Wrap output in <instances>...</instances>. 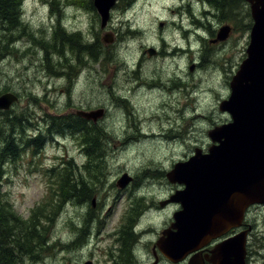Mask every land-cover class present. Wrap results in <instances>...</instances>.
Returning a JSON list of instances; mask_svg holds the SVG:
<instances>
[{
  "label": "rangeland",
  "instance_id": "rangeland-1",
  "mask_svg": "<svg viewBox=\"0 0 264 264\" xmlns=\"http://www.w3.org/2000/svg\"><path fill=\"white\" fill-rule=\"evenodd\" d=\"M197 1L189 12L184 9L183 16L180 17L176 6L181 5L183 0H135L128 7L118 0L112 10L109 26L102 30L99 15L96 12V18L87 7L90 0H22V23L7 30L0 28V96L11 92L20 97L10 111L0 112V128L6 130L9 127L7 118L11 119L13 116L23 120H27L25 116L30 117L28 122L31 125L22 135L20 126L14 123V133L19 137L18 142L23 151L21 157L15 156V160L5 159L1 164V187L20 219L29 220L32 210L41 206L44 207L39 212L52 219L50 221L45 217L40 221V225L47 230L44 235L41 231H37L36 235L34 233L36 239L43 241L42 247L34 253L39 254L38 257L29 258L30 260L25 258L21 264H86L89 261L105 264L100 251L89 256L86 254V257L75 254L78 244L76 241L80 242L83 237L80 238L78 234L72 242L79 225L75 222L71 228L67 223L70 218L76 221L78 214L77 219H80L81 212H90L88 206L93 203L95 212L101 210L107 214L108 229L119 226L124 212L129 209L138 191L147 200L146 204L148 201L154 204L160 218L165 221L167 215L171 220L173 213L181 209L180 205L163 203L177 190L184 189L178 184H170L166 173L176 163L192 156L195 148L207 153L212 145L208 137L209 131L231 120L227 113L220 112L219 107L223 100L229 98L230 82L247 57L246 50L253 25L250 5L246 1L247 6L230 0L229 8L218 6L214 0H195V3ZM194 16L195 25H192ZM250 23L251 27H246ZM232 24L234 27H231V34L226 41L212 43L222 27L233 26ZM58 26L68 34H81L87 44L104 43L106 32H112L113 43L106 44L108 46L102 44L104 47L99 52L102 57L97 62L93 63L88 58L80 60V66L79 54L72 52L70 45H64L63 53L69 66L64 67L65 60H62V65L57 61L58 58L52 60L54 51L49 44L52 32ZM15 48L20 50L17 54ZM149 49L158 51V55L150 56ZM189 49L190 52L185 55V50ZM96 50L97 48L93 49ZM174 50L181 51L180 58L175 61L165 59L167 53ZM144 52L146 55L139 69L144 79L157 78L159 73L164 74L161 76L163 78L170 75L178 77L177 82L160 80L170 85L173 83L179 90L180 93L173 98L174 102H169L168 96L157 93L156 97L161 102L151 109L150 106L156 99L148 102V97L130 95L128 86L129 89H135L137 85L133 83L134 77H128L133 72L132 69H124L125 61L135 62ZM160 52L164 54L159 55ZM55 55L56 53L54 57ZM192 66L194 69L191 71ZM127 82L131 85H127ZM188 84L191 85L187 87ZM191 86H194L195 92L185 93L190 92ZM119 93L130 97V102L120 98ZM119 102L123 105H120L121 109L118 107ZM163 102L175 106L173 118L165 106H162ZM99 105L109 107L100 118L104 122L98 127L106 131V140L103 141L105 158L101 165L104 180L98 188H93L90 205L85 203L81 207L64 201L60 206L52 208L59 201V169L72 159L78 167V176L85 177L88 169L84 165L89 161L83 157L77 138L68 133L51 135L46 132L51 126L50 121L67 116L74 118L77 111L85 110L81 106L95 107L90 108L94 111L103 109ZM166 113L169 114L166 119L160 117ZM152 116H158L159 119L151 122ZM203 117L208 118L204 120ZM134 119L140 121L135 122ZM14 121L17 122V119ZM38 126L44 141L42 150L34 154L32 148L25 143L37 135L34 127ZM161 127L166 131L162 134L168 135V139L148 142L137 139L136 143L123 147L125 136L136 137L139 132L149 136L159 135L158 128ZM88 129L85 125V130ZM172 130L178 133L174 138L171 136ZM0 144L3 151V144ZM125 174L134 182L122 189L116 183ZM151 180L155 184L149 183ZM51 186H54L52 194ZM94 210L92 215L96 216ZM253 212L259 216L261 228L258 225V231L264 230V206L255 207ZM114 214L117 217L115 221L112 220ZM102 233L92 238V241L100 238ZM101 243L103 247L110 245L107 239L101 240ZM263 243L260 240L257 242L260 247L264 246ZM47 245L51 249L45 248ZM260 254L263 255L264 250Z\"/></svg>",
  "mask_w": 264,
  "mask_h": 264
},
{
  "label": "water",
  "instance_id": "water-1",
  "mask_svg": "<svg viewBox=\"0 0 264 264\" xmlns=\"http://www.w3.org/2000/svg\"><path fill=\"white\" fill-rule=\"evenodd\" d=\"M245 1L253 19L247 58L230 82L229 98L220 104V111L231 120L209 131L213 145L208 153L195 149L193 156L176 163L167 174L170 184L184 187L164 202L181 206L174 215L175 224L163 232L167 241L160 243L171 258L182 259L239 227L249 207L264 205V0ZM117 3L93 0L102 30L108 27ZM230 31V27H222L213 42L225 41ZM105 35L103 42L113 43V35ZM148 53L153 56L156 51L149 49ZM17 101L13 93L1 95L0 111L10 110ZM104 112L78 111L77 115L96 122ZM131 180L123 175L119 188H126ZM213 253L217 264H246V238L239 235L226 240Z\"/></svg>",
  "mask_w": 264,
  "mask_h": 264
},
{
  "label": "trees",
  "instance_id": "trees-1",
  "mask_svg": "<svg viewBox=\"0 0 264 264\" xmlns=\"http://www.w3.org/2000/svg\"><path fill=\"white\" fill-rule=\"evenodd\" d=\"M120 1V0H119ZM124 2L125 6L128 7L133 3V0H121ZM215 4L218 6L229 8L231 6L230 0H214ZM242 2L247 6L245 0H236L235 3ZM22 0H0V28L11 29L16 24L22 23L23 20V12H22ZM88 9L91 13L95 14L96 10L93 6L92 0L89 2ZM245 6V7H246ZM249 14V13H248ZM97 18V16H96ZM246 27L250 28V24H246ZM25 26H23V29ZM131 31V29H129ZM81 37V34H68L62 27H55L52 36L51 49L56 53L54 57V53L52 54V60L54 58H58L57 61L61 62L65 60V65H67V57L64 56L63 46H71V51L79 54L78 66H80V60H87L97 62L102 55L99 52H102L104 43L97 42L96 44H87ZM105 46H108L104 44ZM113 45V44H112ZM96 51H93V49ZM16 54L20 50L15 48ZM50 63V61H49ZM85 63V61H84ZM50 66V65H49ZM53 68H61L59 64L57 66L51 65ZM68 66V65H67ZM63 67V69H64ZM69 67V66H68ZM48 72L57 73V71L48 70ZM26 115V114H25ZM24 115V116H25ZM27 120H23L22 118H18L13 116V118H7L9 123V127L6 130L0 128V142L10 137L14 133L15 124L17 123L20 126V134L28 129L31 125H29L28 118L25 116ZM17 119V122L14 120ZM11 120V121H10ZM54 122L50 121V127L47 128L48 134H69L72 137L77 138L80 141V149L83 152V157L87 159V164L85 163L84 168L88 169L87 176H78V167L74 164L72 159L68 160L62 168H60V184L59 187V201L58 204H53L52 208H56L60 206L64 201L73 202L76 205H81L85 200H88L89 205L92 202V191L93 188H98L103 180L104 175L103 170H101V165L105 158V147L103 141H105L106 131L102 128H98L97 126H93L92 124L87 123L83 118L79 116L73 117H62V118H54ZM30 121V120H29ZM85 125L88 126V130H85ZM36 126V125H35ZM13 128V129H11ZM34 129H40L38 126ZM93 131H95L93 133ZM84 132L83 134H81ZM22 133V135H23ZM9 134V136L7 135ZM38 134H41L39 132ZM23 136L22 140L23 141ZM19 141V140H18ZM44 141V139H43ZM42 135L36 137L35 139L28 140L25 145L27 147H31L34 154H37L38 151L42 150L43 146ZM19 153L14 154V150H11L12 143H8V147L1 151L0 155V264H21L22 260L25 258H36L39 254H35V251L42 247V239H36L34 237V233L36 235L37 231L43 232L42 235L45 234L46 227L40 225V221L43 218H47L50 221L52 220L49 216H44L43 212H39L43 209L44 206L37 207L32 210V217L24 221L20 219L17 213L14 211L13 207L9 203L6 198L5 193L3 192V182H2V166L1 164L8 157L15 160V156L17 158L21 157L23 149L21 148V144L18 142ZM21 145V146H20ZM10 150V151H9ZM6 154V155H5ZM4 156V158H3ZM8 156V157H7ZM14 156V157H13ZM84 158V159H85ZM57 186H55L56 188ZM54 186L50 187V192L52 194ZM83 193L88 195L86 197ZM90 209L92 210L91 206ZM88 209V210H90ZM60 210V209H59ZM62 210V209H61ZM53 214V210L51 212ZM41 235V237H42ZM45 247V246H44ZM46 248V247H45ZM28 256V257H27Z\"/></svg>",
  "mask_w": 264,
  "mask_h": 264
},
{
  "label": "flooded vegetation",
  "instance_id": "flooded-vegetation-1",
  "mask_svg": "<svg viewBox=\"0 0 264 264\" xmlns=\"http://www.w3.org/2000/svg\"><path fill=\"white\" fill-rule=\"evenodd\" d=\"M134 1L135 0H133V2ZM197 3L198 1L195 3V0H183V3L181 5L176 6L178 16L180 17L183 16L184 9L188 10L189 12L192 9V5L195 4L196 6ZM189 17L190 15L187 16V18ZM192 23H193L192 25H195V16ZM225 26H230V25H225ZM199 27L201 28V26ZM230 27L233 28L234 25ZM160 54L163 55L164 52H160L159 55ZM145 55H146L145 52L142 53V55L139 56L135 62L125 61L124 69L125 70L132 69L131 72H133V74L131 75L128 74V77L129 78L134 77L133 83H135V85L140 84L144 79L143 75L141 76L139 69H141L142 59H144ZM155 55H158V51H156ZM135 73H139V75L136 76ZM160 77L161 76H158L157 78ZM127 85H131L130 82H127ZM127 90L129 91L130 95H136L137 97L140 96L145 98L148 97V102L156 99L157 101L154 104H152V107L150 106L151 109H153L154 106L158 104V102H161L158 101L160 98L156 97L157 95L156 90L153 91L154 93L151 92L152 90H150L149 93H144L143 89L142 91H135V89L132 88L129 89V86ZM15 95L18 97V102H19L20 97L17 94ZM165 95H169V94L164 93L162 96ZM118 96L122 98L125 102H130L129 99L130 97L127 96L124 97L123 94L120 93L118 94ZM170 98L173 100L174 96L169 97V99ZM120 102L124 103L123 101ZM120 102L118 106L121 105ZM99 107H102L106 112L109 109L108 106L104 107L99 105ZM83 108L85 110H80V111L91 112L94 110L90 108H95V107L81 106V109ZM83 120L97 127H100L101 124L104 122L102 119H99L96 122L89 121L84 118ZM35 131L37 135L32 139H35L36 137L42 135V132L39 129H35ZM39 132H41V134H38ZM94 132L95 131H93V133ZM83 133L84 132H82L81 134ZM131 182L132 185L134 180ZM116 186H118V182L116 183ZM140 193L141 191L135 193L134 199L131 201L129 209L126 212H124L119 226L113 229H108V224L106 223L107 214L105 212L100 210L99 212H97V214L94 213L96 216L92 215L93 212H87V213L81 212L82 215L80 219H77L79 230L77 235L72 240V242H74L78 234H80V238L83 237V239L80 242L76 241L78 243L76 254L79 255L80 257L81 256L86 257L91 254L93 255L94 253H98L97 251H100L103 260H105V264H190V263L217 264V261L214 258L213 251L222 242L232 239L236 236L243 235L246 238V251H247L246 264H253L255 262H257L256 264H264V254L263 255L260 254V252L264 250V246L260 247V245L257 244L258 240L264 242V230L259 229L258 231V225L261 227V225L259 224V216L256 215L258 211L256 214H254L253 212V209L255 207H260L262 205L251 207L246 212L243 222L239 227L230 229L226 234L220 236L217 239H212L210 242H208L207 245L201 247L196 251H192L182 259H179L173 257L171 258L165 255L163 249L160 248L161 246L160 243L162 241H167L166 240L167 237L166 235L163 234V232L166 230L168 231V229L173 224H175L174 215L181 209L173 213V217L171 220L170 217L168 218L167 215L165 217L167 221H165L164 219L160 218L158 211L156 210L155 207H153L154 204L151 201H148L149 207L151 206L150 209L148 210V208L145 207L147 200L145 201L143 196L140 195ZM171 204L180 205L175 202H172ZM93 205L95 206L94 203ZM93 205H91V208L94 209ZM114 216L115 214L112 215L113 221L117 219L114 218ZM88 218H92V220L88 221L87 220ZM97 224H98V230L96 228ZM106 228L108 231H106ZM101 233L102 235L100 238L97 237L96 241H92V238L100 235ZM105 239H107V241H110V245L107 247H103L101 243V240H105ZM99 263L100 262L89 261L86 264H99Z\"/></svg>",
  "mask_w": 264,
  "mask_h": 264
},
{
  "label": "bare ground",
  "instance_id": "bare-ground-1",
  "mask_svg": "<svg viewBox=\"0 0 264 264\" xmlns=\"http://www.w3.org/2000/svg\"><path fill=\"white\" fill-rule=\"evenodd\" d=\"M224 19V18H223ZM27 28H28V26H27ZM29 29V28H28ZM231 34V33H230ZM27 36V35H26ZM28 37V36H27ZM39 38V37H38ZM41 38V37H40ZM39 38V39H40ZM29 39V38H28ZM36 39V38H35ZM30 41V40H29ZM31 42V41H30ZM34 45V44H33ZM181 52V51H180ZM180 52L178 51V50H174V51H171V52H169V53H167L168 55L165 57V59H172V60H177L178 58H180ZM190 52V49L189 50H185V55H187L188 53ZM25 54V53H24ZM180 60V59H179ZM177 62V61H176ZM202 62H203V60H202ZM44 66V65H43ZM60 74H62V73H60ZM159 75L160 76H164V74L163 73H159ZM177 76H175V75H170L169 77H167V78H163V77H160V78H152L151 80H147V79H143V81L140 83V84H138L137 86H135V91L136 90H139V89H143V91H147V92H150V90H152L151 92H153V91H155L156 90V92L159 94V95H163L164 93H168L169 95H165V96H168V98L169 97H172V96H176V94H178V93H180L179 92V90H177V87H175V85H170L169 83L167 84V83H164L163 81H160L161 79H163V80H165V82H173V81H176L177 82ZM174 79H176V80H174ZM167 84V85H166ZM191 84H188V86L187 87H189ZM186 86V85H185ZM138 88V89H137ZM195 90V88H194V86H191L190 87V92H185V93H187V94H191V93H193V92H195L194 91ZM184 92V91H183ZM154 93V92H153ZM172 93H175V94H172ZM174 100V99H173ZM171 98L168 100L169 102L170 101H172V102H174ZM164 103V102H163ZM164 108H166L168 111H169V113L171 114L170 116H171V118H173L172 116H173V114L176 112V109H175V106L172 104V105H170V104H168V103H164L163 105H162ZM120 109H121V107L120 106H118ZM219 109H220V107H219ZM221 112V111H220ZM221 113H224V112H221ZM2 116V115H1ZM167 116H169V114L168 113H166L164 116H161L160 115V117H162L163 119H166L167 118ZM208 117H203V119L204 120H206ZM156 119L158 120L159 118H158V116H152L151 117V122H155L156 121ZM202 119V118H201ZM138 120V122L140 121L139 119H137ZM136 119H134V121L136 122L137 121ZM172 120V119H171ZM9 121V120H8ZM11 121V120H10ZM133 121V122H134ZM150 121V120H149ZM148 121V122H149ZM165 124H166V122H164ZM140 124V123H139ZM11 129H13V128H11ZM30 130V129H29ZM158 131H159V135H157V134H152V135H146V134H143L142 132H139L140 134H138L136 137H134L133 135H131L130 137L131 138H128L127 136H125V138L123 139V147H126V146H129V145H132V144H134V143H136V140L138 139V140H141V139H144L146 142H148V141H154V140H159V139H168L167 138V136L168 135H164V134H162L165 130L164 129H162V127L161 128H158ZM173 131V130H172ZM166 132V131H165ZM176 134H178V133H176L175 131H173V133H172V138H174V135H176ZM20 135V134H19ZM7 136H9V134L7 135ZM209 137V136H208ZM18 136H17V134L16 133H13V135L12 136H10V137H8V138H6L5 140H3L1 143L3 144V149H5V148H7L8 147V143H12L13 145H11L12 146V148H10L11 150H14V148L16 147V149H15V151H14V154H18L19 153V147H18ZM209 139H210V137H209ZM179 140V139H178ZM211 140V139H210ZM1 145V144H0ZM197 149H200V148H197ZM1 150V149H0ZM109 150V149H108ZM201 150V149H200ZM2 151V150H1ZM10 151V150H9ZM1 153V152H0ZM108 153H110V152H108ZM1 155V154H0ZM6 155V154H5ZM8 157V156H7ZM14 157V156H13ZM16 157H17V155H16ZM3 158H4V156H3ZM9 158V157H8ZM7 158V159H8ZM13 160V159H12ZM181 162H183V161H181ZM174 168V167H173ZM173 170V169H172ZM169 172H167L166 173V179H167V174H168ZM159 175H163V174H159ZM143 177V176H142ZM144 177H146L145 175H144ZM138 179V178H137ZM139 181H141V180H139ZM144 182H145V180H143ZM142 181V182H143ZM167 181H168V179H167ZM154 182V180H151L149 183H152V184H155V183H153ZM169 182V181H168ZM139 184V183H138ZM102 191V190H101ZM106 193V192H105ZM108 195V194H107ZM85 203H87L88 205H89V203H88V200H86L84 203H81V207L85 204ZM103 204V203H102ZM71 205V204H70ZM87 205V206H88ZM257 205H262V204H256V205H253V206H257ZM66 206H67V204H66ZM79 206V205H78ZM102 206V205H101ZM253 206H251V207H253ZM100 207V206H99ZM145 207H147L148 208V210L150 209V207H149V204H146L145 205ZM251 207H249L248 209H247V211L251 208ZM88 209H90V206H88ZM97 209V208H96ZM93 208H92V210L90 209L89 211L90 212H93ZM147 210V211H148ZM246 211V212H247ZM88 212V211H87ZM86 212V213H87ZM94 212H95V210H94ZM97 212L98 211H96L95 213L97 214ZM79 213V212H78ZM246 214V213H245ZM118 215V214H117ZM78 216H79V214L77 215V217H76V221L75 220H73L72 218H70V220L67 222L68 223V225H69V227H71V228H73V224L76 222L77 223V218H78ZM114 218H117L116 217V215L114 216ZM92 220V218H88V221H91ZM97 230H98V224H97ZM261 228V227H260ZM78 245V244H77ZM76 245V246H77ZM59 246V245H58ZM47 247H49L50 249H51V246H49V245H47L46 246V248ZM67 247H69L68 246V244H67ZM77 248H78V246H77ZM77 248H76V250H77ZM48 249V248H47ZM42 253H43V251H41ZM46 252L47 251H45V254H46ZM76 254V253H75ZM43 255H44V253H43ZM78 256V255H77ZM28 257V256H27ZM29 259V258H28ZM30 260V259H29ZM42 262V261H41ZM80 262V261H79ZM24 263V262H23Z\"/></svg>",
  "mask_w": 264,
  "mask_h": 264
}]
</instances>
